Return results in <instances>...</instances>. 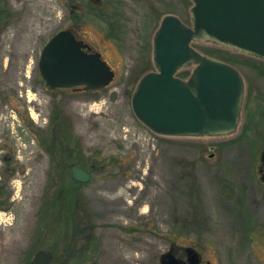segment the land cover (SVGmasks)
<instances>
[{
  "label": "rangeland",
  "instance_id": "374dc122",
  "mask_svg": "<svg viewBox=\"0 0 264 264\" xmlns=\"http://www.w3.org/2000/svg\"><path fill=\"white\" fill-rule=\"evenodd\" d=\"M6 1L0 264H30L44 249L52 252L47 264H161L171 248L185 256L187 247L201 264H264V58L194 41L242 75L241 119L227 135H164L136 116L132 97L141 78L157 71L162 19L175 15L190 26L192 0ZM62 29L103 54L116 73L107 87L45 85L39 59ZM194 67L179 74L187 79ZM59 114L72 146L55 135ZM74 166L91 179H74Z\"/></svg>",
  "mask_w": 264,
  "mask_h": 264
},
{
  "label": "water",
  "instance_id": "95a60500",
  "mask_svg": "<svg viewBox=\"0 0 264 264\" xmlns=\"http://www.w3.org/2000/svg\"><path fill=\"white\" fill-rule=\"evenodd\" d=\"M192 24L165 16L154 36L157 71L139 81L132 106L136 116L153 131L171 136H219L238 128L244 98V80L233 66L196 50L194 41H211L264 58V0H192ZM194 65L188 79L177 72ZM39 72L53 90L99 91L115 78L100 51L78 38L72 29L57 32L42 50ZM264 161V152L262 154ZM72 176L88 182L91 173L80 166ZM173 250V248H171ZM187 261L171 251L161 264H199L200 254L188 247ZM50 250H40L34 261L47 264Z\"/></svg>",
  "mask_w": 264,
  "mask_h": 264
},
{
  "label": "trees",
  "instance_id": "16d2710c",
  "mask_svg": "<svg viewBox=\"0 0 264 264\" xmlns=\"http://www.w3.org/2000/svg\"><path fill=\"white\" fill-rule=\"evenodd\" d=\"M12 15V12H11V9L7 3L6 0H0V31H1V27L7 23V21L9 20V18L11 17ZM183 76H186L187 73L186 72H182L181 73ZM60 115V116H59ZM57 115V117H55L53 119V122L56 121L57 122V126L58 128H60L62 131L60 132V129L59 131L57 130L55 135L56 137L58 138V133L60 134V136L62 137V135L64 137L67 138V141L64 142L67 146H72V139H71V130L69 129V125L66 123V121H64L63 117L61 114ZM70 136V139L69 137ZM62 167V166H61ZM30 264H37L35 262H31Z\"/></svg>",
  "mask_w": 264,
  "mask_h": 264
},
{
  "label": "flooded vegetation",
  "instance_id": "af4514ba",
  "mask_svg": "<svg viewBox=\"0 0 264 264\" xmlns=\"http://www.w3.org/2000/svg\"><path fill=\"white\" fill-rule=\"evenodd\" d=\"M181 77L182 78H184L183 76H182V74H181ZM245 82V81H244ZM186 251V250H185ZM173 254L179 259V260H183V261H187V258H188V252L186 251V254H185V256H181V255H179V252H178V250L176 249V248H173ZM202 263V257H201V261H200V263L199 264H201Z\"/></svg>",
  "mask_w": 264,
  "mask_h": 264
}]
</instances>
